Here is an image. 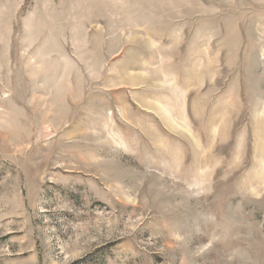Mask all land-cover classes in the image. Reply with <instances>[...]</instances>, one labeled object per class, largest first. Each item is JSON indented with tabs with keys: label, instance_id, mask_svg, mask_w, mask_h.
<instances>
[{
	"label": "rangeland",
	"instance_id": "1",
	"mask_svg": "<svg viewBox=\"0 0 264 264\" xmlns=\"http://www.w3.org/2000/svg\"><path fill=\"white\" fill-rule=\"evenodd\" d=\"M0 264H264V0H0Z\"/></svg>",
	"mask_w": 264,
	"mask_h": 264
}]
</instances>
